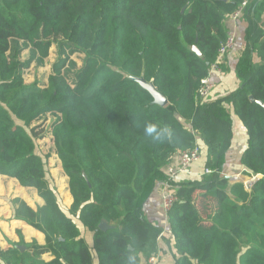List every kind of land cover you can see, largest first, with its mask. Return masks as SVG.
I'll use <instances>...</instances> for the list:
<instances>
[{"label":"trees","instance_id":"16d2710c","mask_svg":"<svg viewBox=\"0 0 264 264\" xmlns=\"http://www.w3.org/2000/svg\"><path fill=\"white\" fill-rule=\"evenodd\" d=\"M242 1L0 0V175L36 189L44 201L36 211L9 201L12 218L42 233L44 245L33 241L21 251V237L0 248V264H146L158 251L161 230L146 220L144 206L173 157L197 145L196 135L211 173L173 187L177 202L168 223L175 264H264V30L257 26L263 0H249L242 14L249 33L258 32L236 64L240 90L210 105L195 101L226 41L228 17ZM25 46L40 59L56 46L61 54H84V61L69 84L62 75L67 59H59L41 89L24 82L33 59L20 60ZM139 78L168 104H152ZM49 114L73 198L68 208L37 150ZM233 116L247 136L241 163L247 174L261 176L250 192L222 175ZM146 123L168 126L171 138L154 142L144 133ZM196 191L215 203L206 219ZM102 220L113 228L101 231Z\"/></svg>","mask_w":264,"mask_h":264},{"label":"crops","instance_id":"0c3cea01","mask_svg":"<svg viewBox=\"0 0 264 264\" xmlns=\"http://www.w3.org/2000/svg\"><path fill=\"white\" fill-rule=\"evenodd\" d=\"M262 2L264 3V0ZM257 26L261 30H264V12L259 15ZM226 28L228 32L234 35L236 46L234 51L228 54L223 61L221 66L223 68L220 67L218 71H214L210 74V81L213 88L208 97L202 101L203 104L210 105L216 100L240 90L241 81L238 79L235 71L236 64L243 49L247 46H252L254 42L253 34H257L258 32V30L255 31L254 29L251 34L249 33V22L243 17V15L240 16L236 22L227 20ZM263 38L264 37H261L260 39L263 40ZM253 62L255 64L258 63L257 65H261L259 59L255 55H253ZM227 109L232 113L230 107H227ZM229 134L230 137L225 143V146L227 147L225 149V164L222 175L228 177L240 176V178L246 179L249 174H247V169L242 165L241 159L247 149V136L243 125L236 116H233V123L229 130ZM196 144L201 148V157L198 162L190 166V176L180 175L174 178V188L178 187L181 183L185 184L189 180L201 179L204 175L207 149L199 135H196ZM177 163L178 154L173 157L172 165H176ZM238 183H240V181ZM53 186L57 191L59 199H61L57 185L54 184ZM157 191L158 184L145 204L143 212L146 220L161 230V233L159 234L161 235V238L157 242V254L159 255L158 264H175L173 258V253H175L174 239L169 227L168 219L163 215L161 198ZM63 194L66 198L65 202L67 204H65L67 206L71 205L73 198L71 197L69 190L68 193L63 192ZM15 199H20L25 202L34 211H36L38 207L44 205V201L38 196L36 189L22 187L16 179L0 175V248L2 250L10 248V246L9 248H6L8 243L2 242L3 236L14 244L17 242V235H23L31 241H36L39 245H44V235L42 233L24 222L12 218V209L9 201ZM36 204L39 206L37 207Z\"/></svg>","mask_w":264,"mask_h":264},{"label":"rangeland","instance_id":"374dc122","mask_svg":"<svg viewBox=\"0 0 264 264\" xmlns=\"http://www.w3.org/2000/svg\"><path fill=\"white\" fill-rule=\"evenodd\" d=\"M60 52L61 51L56 46H52L49 49L48 56L44 59H40L39 55L36 52H34L31 47L25 46L23 52L20 55V60L26 61L30 59L31 57H33V59H32V63L30 64V67L23 71L24 82L26 84H33L35 82L37 83V86L41 89L47 87L48 80L52 73L53 65L57 63L59 59H67L65 61V66L62 70V75H64V77L66 78L67 83L69 84L72 83V80L69 79V77H72L75 71L82 66V63L84 61V54L79 53V52H73L70 49H65L64 54H61ZM53 120H54V116L50 114L47 115V121L38 130V131H41L42 138L40 140H37L36 145H37L38 153L41 155L46 165V172H47V177L49 179V182L51 183L52 186L54 184L57 185L58 192L60 193L59 195L61 197L60 203L62 204V206L68 208L70 207V205L69 206L66 205L67 204L65 202L66 198L63 192L68 193L69 179L65 175V172L63 170V164L61 160L59 159L56 153V150H55L54 138L51 134V131H49L50 130L49 124ZM228 184H230L229 181H228ZM230 185H226L223 188V190L229 197L232 198L230 194V187H231ZM201 193L202 191H196L195 202L197 204L196 207L199 210L202 218L206 219V217L210 213H214L215 203L210 198H207V197L205 198V197L200 196L202 195ZM199 197H201V199H199ZM205 205H208L209 208H205L204 207ZM36 206L38 207L39 205L36 204ZM257 230H261V229L257 228ZM81 231H83L86 236L91 235V233L87 231L86 229L82 228ZM17 236H18L16 237L17 242H15V244L19 243L22 237L23 238L22 240L24 242L23 247L25 246V244L31 245L34 241V240L33 241L29 240V238H26L23 235H17ZM2 242L8 243L6 248H9V246L11 247L12 242L9 241L7 238H5V236H3ZM42 259L44 261H50V258L47 256H43Z\"/></svg>","mask_w":264,"mask_h":264},{"label":"built area","instance_id":"2783aa9c","mask_svg":"<svg viewBox=\"0 0 264 264\" xmlns=\"http://www.w3.org/2000/svg\"><path fill=\"white\" fill-rule=\"evenodd\" d=\"M249 0H243L239 5L238 9L229 15L228 20L232 22H236L240 16H242L244 9L247 7ZM236 46L234 35L230 32L227 33L226 41L221 45L219 49V54L215 63H213L208 71L206 77L200 80V86L197 90L196 94V104L200 103V101L204 100L210 94L213 85L210 81V74L214 71L219 70V65L222 62L223 58L226 56L228 52H232ZM200 147L195 145L193 148L181 151L178 153V164L170 165L166 168L165 179L159 183L158 185V194L161 198V209L163 215L168 219V214L177 202L176 193L173 190L174 178L180 175L190 176V166L199 161L201 157ZM211 171L209 169H205L204 175L210 174ZM228 177V176H227ZM231 177V176H230ZM261 179L260 175H250L246 177V179L240 178V176H232L228 178L231 185L240 183L243 185V189L246 192H250L254 184ZM243 180V181H242ZM237 181V182H236ZM161 235L157 237V242L160 240ZM159 255L156 253L148 258L146 264H158Z\"/></svg>","mask_w":264,"mask_h":264},{"label":"water","instance_id":"95a60500","mask_svg":"<svg viewBox=\"0 0 264 264\" xmlns=\"http://www.w3.org/2000/svg\"><path fill=\"white\" fill-rule=\"evenodd\" d=\"M193 51H195L199 56L201 55L200 52L197 50L196 47H193L192 48ZM135 81L144 89L146 90L151 98L153 99L152 101V104H156V105H159L161 107H165L168 102H167V99L162 96L161 94H159L157 92V90L154 88L153 84L150 82V83H147L145 80H143L142 78H139V79H135ZM249 100L252 102V103H258V104H261L260 102L258 101H255L252 97H249ZM225 179H228V178H231V177H227V176H224ZM98 228L105 232L107 230H110L112 229L113 227L108 225L107 222L105 220H102L98 226ZM20 250L21 251H24L25 250V247H20Z\"/></svg>","mask_w":264,"mask_h":264},{"label":"clouds","instance_id":"9594fccd","mask_svg":"<svg viewBox=\"0 0 264 264\" xmlns=\"http://www.w3.org/2000/svg\"><path fill=\"white\" fill-rule=\"evenodd\" d=\"M144 133L146 136L151 137L154 142L163 143L171 138V129L166 125L146 123Z\"/></svg>","mask_w":264,"mask_h":264}]
</instances>
